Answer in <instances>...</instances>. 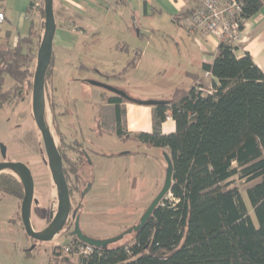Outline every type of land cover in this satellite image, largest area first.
Returning <instances> with one entry per match:
<instances>
[{
    "label": "trees",
    "instance_id": "1",
    "mask_svg": "<svg viewBox=\"0 0 264 264\" xmlns=\"http://www.w3.org/2000/svg\"><path fill=\"white\" fill-rule=\"evenodd\" d=\"M238 2L243 23L263 7V0ZM40 10L45 17L44 3ZM35 39L32 32L15 47L0 46V112L33 88L40 47L36 51ZM235 48L219 43L213 64L204 66L214 79L211 87L177 89L169 102L153 108L152 133L125 135L121 106L133 101L126 95L104 97L115 106L119 138L167 150L173 164L172 199H164L129 242L115 248L91 246L92 253L78 264H264V72L249 54L237 58ZM53 63L52 58L46 74V109L60 137L48 92ZM168 114L175 131L163 134ZM237 180L252 184L246 195L256 224ZM0 193L22 201L24 189L13 172L0 173Z\"/></svg>",
    "mask_w": 264,
    "mask_h": 264
},
{
    "label": "rangeland",
    "instance_id": "2",
    "mask_svg": "<svg viewBox=\"0 0 264 264\" xmlns=\"http://www.w3.org/2000/svg\"><path fill=\"white\" fill-rule=\"evenodd\" d=\"M43 21L45 23V17ZM43 35L44 31L41 33L40 42L36 40V51ZM109 35V31L103 27L99 35L84 40L81 47L75 51L59 53L55 50L53 67L55 65L56 69L53 68L54 76L52 72L49 77L48 92L54 102L56 124L66 140L70 142L83 136L94 141L99 152L109 156L99 160L108 171L97 172L95 179L97 182H104L107 177H112L115 218L109 232L98 223V235L113 236V239L125 235L123 239L110 244L111 248H115L132 239L133 235L126 233L139 223L146 209L160 193L166 177L165 154L168 152L134 142L132 139L121 140L113 127L114 110L103 108L106 104L104 97H110L113 93L92 85V96H86L82 94L81 83L94 82L118 88L129 98L140 102H169L177 89H189L193 81L176 70L179 53L172 46H148L144 62L147 70L143 72L134 73L130 70L125 74H115L116 77L113 73H104L114 62L117 61L115 68L120 69L126 60H131L134 56V53H124L119 59L113 50V44L107 38ZM64 59L69 61L64 63ZM164 66L168 71L161 73ZM10 85L11 82L8 81L7 87ZM32 89L26 88L23 100L14 101L0 112V144L7 148L6 157H3L0 148V161L21 162L30 169L35 184L31 224L35 232H42L50 222L48 209L51 204H56L58 199L46 162L42 137L32 114ZM46 121L56 137L54 119L49 107L46 109ZM126 125V122H123L121 128L125 131L124 134L128 135L130 133L126 132ZM235 184L241 189L249 214L256 224L246 195L252 184L238 180ZM2 196L0 193V198ZM165 199L171 201L172 197L168 194ZM18 200L12 196L0 199V264H78L81 256L76 253L54 255L57 248L69 244L70 238L58 234L50 242H38L26 236L21 212L18 216L21 223L16 222ZM19 202L21 204L22 201ZM91 216L88 219L92 218L93 222H103L100 215L94 213ZM125 231L127 232L124 233ZM65 258L70 261L64 263Z\"/></svg>",
    "mask_w": 264,
    "mask_h": 264
},
{
    "label": "crops",
    "instance_id": "3",
    "mask_svg": "<svg viewBox=\"0 0 264 264\" xmlns=\"http://www.w3.org/2000/svg\"><path fill=\"white\" fill-rule=\"evenodd\" d=\"M201 3L202 0H54L57 29L53 59L55 50L59 53L75 51L81 47L84 40L99 35L104 27L109 31L110 35L107 38L113 44V50L119 59L124 53H134L131 60H126L122 64L120 68L122 70L115 68L116 61L111 64L113 67L110 65L104 73H113L116 77L115 74H125L130 70L134 73L143 72L147 70L144 62L148 46L156 48L172 46L179 53L176 70L191 79L193 85L211 87L214 79L212 76H206L204 66L213 64L219 41L211 35L192 29L189 25L190 18H185L187 13L196 11ZM33 5L34 0H0V12L5 15V21L0 25V46L9 44L15 47L19 39L29 37L32 32L36 33L34 43L36 40L40 42L45 23L40 7L35 9ZM235 47L237 58L249 54L264 72V0L260 11L244 22L240 41ZM137 58L136 65L128 68L129 63ZM68 61L64 59L62 62ZM167 71L164 66L160 72ZM91 88V83H81L83 95L92 96ZM117 90L124 92L118 88ZM114 95L116 94L113 93L112 96ZM103 108L114 110L113 127L116 130L115 106L106 103ZM121 108L124 112L122 123L127 124L126 132L130 134L153 132L154 107L126 102ZM174 131L175 123L172 118L161 126L163 134ZM16 206L19 210L16 222L21 223L22 219L20 221L18 218L21 212L19 200Z\"/></svg>",
    "mask_w": 264,
    "mask_h": 264
},
{
    "label": "water",
    "instance_id": "4",
    "mask_svg": "<svg viewBox=\"0 0 264 264\" xmlns=\"http://www.w3.org/2000/svg\"><path fill=\"white\" fill-rule=\"evenodd\" d=\"M44 12H45V24H44V35L41 40L40 47L37 53V64L33 79V89H32V114L34 122L41 134L42 141L44 144V149L47 157V165L51 173V177L57 192L58 206L55 217L53 218L51 224L42 232H35L31 224V213L32 206L34 204V192L35 184L32 173L30 169L21 162H0V173L4 171L13 172L20 180L23 189L24 197L21 202V219L24 226L26 235L38 242H50L58 235L64 228L66 221L69 217L71 209V201L69 195V189L67 181L63 171V161L61 154L57 148L55 139L51 133V130L46 121V94H45V84H46V74L51 64L53 58V44L55 33L57 29L55 13H54V0H44ZM92 85H97L103 87L106 90L116 94L125 95L112 87L105 85L96 84L91 82ZM131 99V98H130ZM132 103H138L147 107H156L161 102L157 101H146L140 102L131 99ZM1 152L3 157H6L7 148L0 144ZM165 159L167 163L166 177L164 185L160 193L152 201L143 217L141 218L138 225L134 226L127 233L138 232L141 230L146 223L149 221L154 210L159 206V204L166 198L170 193L172 187V176H173V164L171 157L168 153L165 154ZM122 235L118 239H112L110 241H95L89 239L83 234L78 232L79 239L89 245V246H100L107 245L109 243L117 242L124 238Z\"/></svg>",
    "mask_w": 264,
    "mask_h": 264
},
{
    "label": "flooded vegetation",
    "instance_id": "5",
    "mask_svg": "<svg viewBox=\"0 0 264 264\" xmlns=\"http://www.w3.org/2000/svg\"><path fill=\"white\" fill-rule=\"evenodd\" d=\"M60 134H62L61 131ZM56 137L54 138L53 136L62 157L63 171L67 181L71 201L69 217L64 228L59 233L62 236L70 238L71 240L69 244L65 245V247L73 245L81 246L80 242L82 241L78 237V232L95 241L112 240L113 236L102 235V237H100V235H98L100 228L99 224L103 226L102 228H107V232H109L115 218L113 207V201H115V191L113 181L111 180L112 177H107L103 180L104 182H97V180L95 179V174L97 172H100L102 170L106 172L108 171L103 162H100L99 160H104L109 156L99 152L95 142L92 140H88L83 136L76 137L70 142L66 140V137L63 136V134L60 137H58V134H56ZM120 139L123 140L122 138ZM99 162L101 164H99ZM57 206L58 200L56 204H51L48 209L50 222L47 228L56 215ZM94 213L100 215L101 219H103V222H93L92 218L88 219V217L94 215ZM105 219L107 221H105ZM134 226H132L130 230ZM127 231H125L124 233H126ZM134 233L135 232L126 234L133 235ZM110 244L111 243L108 242L106 247L111 248ZM82 246L89 245L83 244ZM65 247L57 248L55 252L57 254H61Z\"/></svg>",
    "mask_w": 264,
    "mask_h": 264
},
{
    "label": "built area",
    "instance_id": "6",
    "mask_svg": "<svg viewBox=\"0 0 264 264\" xmlns=\"http://www.w3.org/2000/svg\"><path fill=\"white\" fill-rule=\"evenodd\" d=\"M44 0H34V8L42 6ZM241 6L238 0L219 1L202 0V3L189 19V25L192 29L202 32L206 35L215 37L219 43H230L236 46L240 41L244 23L239 17ZM5 21L4 13L0 12V25ZM206 76H211L210 72ZM171 119L170 114L167 120ZM166 120V121H167ZM89 246H66L62 253H76L79 256H88L92 253Z\"/></svg>",
    "mask_w": 264,
    "mask_h": 264
}]
</instances>
